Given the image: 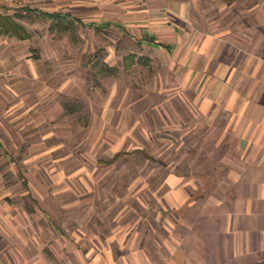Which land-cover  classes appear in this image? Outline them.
Instances as JSON below:
<instances>
[{
    "label": "rangeland",
    "instance_id": "1",
    "mask_svg": "<svg viewBox=\"0 0 264 264\" xmlns=\"http://www.w3.org/2000/svg\"><path fill=\"white\" fill-rule=\"evenodd\" d=\"M26 8L29 38L0 36V264H231L245 218L221 92L232 61L264 103V0H0Z\"/></svg>",
    "mask_w": 264,
    "mask_h": 264
},
{
    "label": "crops",
    "instance_id": "2",
    "mask_svg": "<svg viewBox=\"0 0 264 264\" xmlns=\"http://www.w3.org/2000/svg\"><path fill=\"white\" fill-rule=\"evenodd\" d=\"M259 7L257 2L252 6L251 11L259 12ZM185 10V5L179 6V12L184 14ZM252 16H256L255 13H252ZM210 43H205L199 54L209 57ZM163 45L168 47L166 49L171 48L169 45ZM231 64L232 61L225 64L226 70L221 69V72L226 71L225 80L220 77L214 81L222 83L224 80L229 86H227L228 90L221 92V98H224V107L230 115L225 130L235 135L233 139L241 157L236 176L234 174L233 176L237 178L234 179V188L238 195L235 203L242 211L240 214L245 218V226L243 228L235 226V229L231 227L229 231L231 236L236 234L241 245L238 244L239 249L231 247L221 255L226 254V257H230L231 264H243V259H251L253 264H264V103L260 100L257 90L253 88L245 92L237 90L238 86L235 87L231 79L238 78L239 74ZM257 67L259 68V64ZM216 74H218L217 71ZM207 94L209 97L212 96V91ZM229 241L233 245V241L230 239ZM210 254L203 251L196 252L195 256L204 257L203 264H209L206 258L211 256ZM189 263L192 264L191 261ZM222 263L219 262V264Z\"/></svg>",
    "mask_w": 264,
    "mask_h": 264
},
{
    "label": "trees",
    "instance_id": "3",
    "mask_svg": "<svg viewBox=\"0 0 264 264\" xmlns=\"http://www.w3.org/2000/svg\"><path fill=\"white\" fill-rule=\"evenodd\" d=\"M31 14L32 12L28 8L24 9L23 11L20 10L14 16H10L8 14L7 15L0 14V36H9L17 40H21V41L28 39L29 34L27 33L26 29L18 21L28 16L30 17ZM41 16L43 20H49L51 22V28L61 33L66 32L72 37L75 36L77 26H86L80 20L71 18L68 14H63V13L47 14L46 13V14H42ZM88 26L98 28L90 24ZM151 43H153L154 45L158 47H163L165 49L168 48L167 46H164L158 43L154 39L151 41ZM128 59H130L133 63H137V64H140L143 62V59L141 57H136L135 55H129L127 56L125 60H128ZM110 73L113 75H116V71L110 67H104L103 69H100L101 78H105ZM66 107L67 109L69 108L68 105ZM29 212H33V210L30 209Z\"/></svg>",
    "mask_w": 264,
    "mask_h": 264
}]
</instances>
